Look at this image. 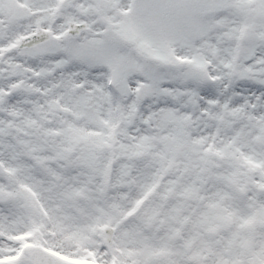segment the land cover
I'll list each match as a JSON object with an SVG mask.
<instances>
[{
    "label": "snow or ice",
    "instance_id": "1",
    "mask_svg": "<svg viewBox=\"0 0 264 264\" xmlns=\"http://www.w3.org/2000/svg\"><path fill=\"white\" fill-rule=\"evenodd\" d=\"M0 264H264V0H0Z\"/></svg>",
    "mask_w": 264,
    "mask_h": 264
}]
</instances>
